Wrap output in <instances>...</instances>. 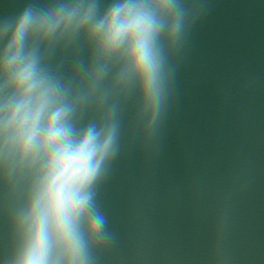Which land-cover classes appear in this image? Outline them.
<instances>
[{
	"label": "water",
	"instance_id": "water-1",
	"mask_svg": "<svg viewBox=\"0 0 264 264\" xmlns=\"http://www.w3.org/2000/svg\"><path fill=\"white\" fill-rule=\"evenodd\" d=\"M28 2L0 0V19ZM181 2L155 121L135 94L108 101L117 135L92 187L106 224L91 264H264V0ZM89 55L60 45L47 62L67 82ZM30 186L0 171V264L23 242Z\"/></svg>",
	"mask_w": 264,
	"mask_h": 264
},
{
	"label": "clouds",
	"instance_id": "clouds-1",
	"mask_svg": "<svg viewBox=\"0 0 264 264\" xmlns=\"http://www.w3.org/2000/svg\"><path fill=\"white\" fill-rule=\"evenodd\" d=\"M182 15L181 0H29L0 19V171L31 178L10 264H91L106 224L92 187L117 135L108 101L135 94L155 121ZM73 44L90 55L65 82L48 56Z\"/></svg>",
	"mask_w": 264,
	"mask_h": 264
}]
</instances>
